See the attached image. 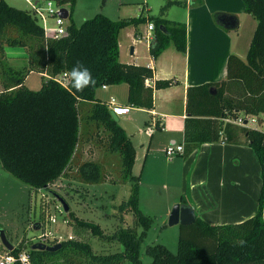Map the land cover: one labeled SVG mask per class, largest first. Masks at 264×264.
<instances>
[{
	"label": "trees",
	"instance_id": "obj_1",
	"mask_svg": "<svg viewBox=\"0 0 264 264\" xmlns=\"http://www.w3.org/2000/svg\"><path fill=\"white\" fill-rule=\"evenodd\" d=\"M52 1L67 10L66 34L57 38L45 37L30 9L16 8L0 0V165L30 189L50 190L70 169L80 137L79 105L90 103L86 121L94 124L95 135L105 134L108 150L121 158L123 180L130 181V194L120 203L119 210L131 212L134 221L129 226L119 224L107 234L98 224L78 218L68 210L65 221L72 235L60 241L56 250L31 245L26 248L20 242L11 252L17 255L25 249L31 264H142L140 243L151 216L138 207L139 176L132 174L135 148L125 130L112 118L109 106L96 97V90L102 85L125 83L128 104L151 109L154 89L169 87L177 81L155 79L152 84L151 67L118 60L119 31L146 20L142 13L111 19L96 12L76 25L71 18L76 0ZM242 2L244 11L257 22L246 57L229 55L226 79L187 87L185 152L194 144L219 141L222 136L224 141L229 140L224 133V119H235L240 113H264V0ZM168 3L158 15L147 19L153 24L148 47L152 58L169 44L179 52L186 50V25L165 17ZM4 46L21 47L26 54L25 63L18 67L8 63ZM77 63L87 67L95 80L80 91L70 86L68 76ZM31 71L41 76L37 90L24 84ZM62 74H66L64 83L56 79ZM242 134L260 167L256 213L240 222L215 225L195 215L180 234L175 253L162 244L147 245L149 264H264V131L243 127ZM78 169L82 180L97 181L95 164L87 162ZM179 200L187 202L183 195ZM138 227L142 229L140 233ZM85 233L118 244L119 250L96 253L83 238ZM240 240L245 243L241 245ZM47 242L56 243L50 239Z\"/></svg>",
	"mask_w": 264,
	"mask_h": 264
},
{
	"label": "rangeland",
	"instance_id": "obj_2",
	"mask_svg": "<svg viewBox=\"0 0 264 264\" xmlns=\"http://www.w3.org/2000/svg\"><path fill=\"white\" fill-rule=\"evenodd\" d=\"M5 1L16 8H31L28 0ZM30 1L34 2L35 0ZM45 1L38 0L39 5L44 6ZM168 1L165 11H170V18L183 16L186 0H179L180 3ZM166 2L167 0H76L71 18L76 25H79L96 12H101L111 19L136 17L142 13L146 20L136 26L124 27L118 35V47L123 55L119 57L128 58L133 48L137 54H146L145 46L148 41H145L144 34L146 33L147 19L150 16L158 15ZM67 21L68 19H65L63 23L66 24ZM38 22L41 26L43 25L41 18H38ZM47 25H52L51 19ZM9 53L8 56L5 52L8 63L16 67L25 63L26 54L21 47ZM24 84L32 90L39 89L41 85L40 73L29 72L24 79ZM96 92L103 99L109 98L99 88ZM89 107L90 103L79 105L80 137L72 156L70 169L66 170V174L57 180L50 190L35 191L30 189L0 165V254L8 251L2 238L12 247L24 242L26 248L38 243L41 240L40 235L44 231L48 232L47 239L56 243L68 239L72 232L65 221L68 214L63 211L62 205L57 199L59 197L68 204L69 210L76 217L98 224L107 234H111L119 224L123 226L133 224L131 212L119 210L120 203L125 201L130 194V181L123 180L121 158L118 153L108 150L105 134L100 132L98 136L95 135L94 124L91 121H86L85 115ZM118 118V124L125 128L139 155L145 148L148 139V135H146V133L149 134L148 129H145V122H143L148 117L130 111L119 115ZM139 127L142 130L145 129V133H139ZM163 136L156 131L154 139L162 142L165 140ZM163 154L161 152L156 154L155 167L154 164L151 166L147 163L139 179L138 207L143 214L151 216V223L142 234L140 243L142 264H149L151 261L150 256L146 254V247L149 244H162L175 253L177 240L188 225L168 224L169 212L180 198L178 187L181 179L179 169L182 158L173 157L168 160ZM87 162L97 166V181L94 183L82 180L78 169L80 165ZM141 163L142 158H138L136 165L140 166ZM132 173L138 174L139 172L135 170ZM137 231L140 233L142 229L138 227ZM83 238L89 242L96 253H110L119 250L118 244H111L112 242H107V240L92 237L89 233H85ZM44 243L49 244L46 241Z\"/></svg>",
	"mask_w": 264,
	"mask_h": 264
},
{
	"label": "crops",
	"instance_id": "obj_3",
	"mask_svg": "<svg viewBox=\"0 0 264 264\" xmlns=\"http://www.w3.org/2000/svg\"><path fill=\"white\" fill-rule=\"evenodd\" d=\"M170 1L180 3L179 0ZM167 11H164L166 18L186 25L184 52L177 51L169 44L156 58H152L148 51L152 31L149 32L150 39H147L146 28V54H137L133 48L128 58H121L123 55L118 47V58L120 62L151 67L152 84L155 79L177 82L166 88L154 89L151 109L130 106L125 83L99 87L109 98H101L98 92L96 97L106 104L112 98V109L117 120L119 115L130 111L148 117L143 121L145 129L151 128L153 131L151 134L146 133L147 143L139 155L132 142L135 148L132 172H139L133 175L140 179L147 163L155 167L156 154L164 153L167 145H182L183 152L173 157L182 158L178 195L185 196L187 202H177L191 206L195 215L209 224L240 222L256 213L260 190L259 162L254 150L245 143L242 134L245 126L233 119H224V133L229 140L224 141L221 135L219 141L197 143L189 152H185L184 122L188 116L186 89L188 86L226 79L229 55L235 54L242 59L246 57L257 22L244 11L242 0H186L184 14L177 18H170V11ZM4 48L9 56L10 51L20 47ZM145 129L139 127L138 132L145 133ZM156 131L164 135V141L154 139ZM138 158H142L140 166L136 165ZM262 217L264 219V204Z\"/></svg>",
	"mask_w": 264,
	"mask_h": 264
},
{
	"label": "built area",
	"instance_id": "obj_4",
	"mask_svg": "<svg viewBox=\"0 0 264 264\" xmlns=\"http://www.w3.org/2000/svg\"><path fill=\"white\" fill-rule=\"evenodd\" d=\"M30 5V10L37 16V18H41L43 21V30L46 38H57L66 34V24L63 21L66 18H62L59 16V11L61 9L60 6L56 5L52 0H46L45 5H39L38 0L34 2L28 0ZM52 20V25H47L49 20ZM153 29L152 22L147 23V33L145 38L150 39V33ZM66 74H62L61 76L56 77V79L62 83L65 82ZM101 87H105L102 85ZM109 108L112 109V98L107 103ZM113 110V109H112ZM232 121L236 122L239 125L245 127H253L256 129H260L264 131V113H260L258 115L247 114V115H239ZM153 129L148 128V133L151 134ZM183 152V146L178 144H169L164 148L165 156L171 159L174 155ZM41 240L38 243L47 242L48 232H43L41 235ZM71 236H69L70 238ZM58 238V237H57ZM18 261L20 264H31L29 254L25 249L19 251L17 255L13 254L11 251H5L0 254V264H13Z\"/></svg>",
	"mask_w": 264,
	"mask_h": 264
},
{
	"label": "water",
	"instance_id": "obj_5",
	"mask_svg": "<svg viewBox=\"0 0 264 264\" xmlns=\"http://www.w3.org/2000/svg\"><path fill=\"white\" fill-rule=\"evenodd\" d=\"M59 16L62 18H67V10L65 8H61L59 11ZM110 114L114 120H117V116H116L114 110L110 109ZM57 199L61 203L63 211L68 212V210H69L68 204L60 197ZM194 219H195V213H194L193 208L189 205L181 204L178 202V203H175L173 205V207L171 208V210L169 212L168 224L172 225V224L179 223L182 225H186V224L192 223L194 221ZM2 242L8 250L12 249V245L7 243V241L4 240L3 238H2ZM59 246H60L59 242L52 244V245L45 244V243H34L31 245V248L37 247V248H44V249H47L49 251H54Z\"/></svg>",
	"mask_w": 264,
	"mask_h": 264
},
{
	"label": "clouds",
	"instance_id": "obj_6",
	"mask_svg": "<svg viewBox=\"0 0 264 264\" xmlns=\"http://www.w3.org/2000/svg\"><path fill=\"white\" fill-rule=\"evenodd\" d=\"M68 76L70 86L77 91H80L95 83L91 71L87 67L79 63H77L70 69ZM239 243L243 245L245 242L243 240H240Z\"/></svg>",
	"mask_w": 264,
	"mask_h": 264
}]
</instances>
